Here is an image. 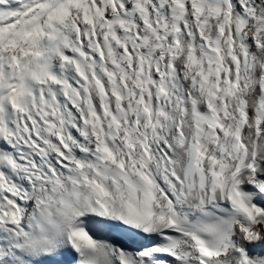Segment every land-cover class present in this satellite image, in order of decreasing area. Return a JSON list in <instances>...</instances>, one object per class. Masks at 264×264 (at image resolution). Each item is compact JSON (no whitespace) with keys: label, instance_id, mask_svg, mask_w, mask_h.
<instances>
[{"label":"snow or ice","instance_id":"obj_1","mask_svg":"<svg viewBox=\"0 0 264 264\" xmlns=\"http://www.w3.org/2000/svg\"><path fill=\"white\" fill-rule=\"evenodd\" d=\"M0 264H264V0H0Z\"/></svg>","mask_w":264,"mask_h":264}]
</instances>
